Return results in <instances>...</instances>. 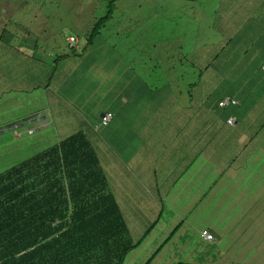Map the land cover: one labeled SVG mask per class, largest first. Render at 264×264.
Wrapping results in <instances>:
<instances>
[{"label":"crops","instance_id":"obj_1","mask_svg":"<svg viewBox=\"0 0 264 264\" xmlns=\"http://www.w3.org/2000/svg\"><path fill=\"white\" fill-rule=\"evenodd\" d=\"M0 1V10L3 4H8L11 5V9H14L13 11H18V5L21 3L19 0ZM6 19L9 20V18ZM3 29L4 27L1 26L0 35ZM20 35L25 36V34ZM22 42V45H25L24 38ZM12 44L16 45L17 41ZM12 44L10 43L11 46ZM3 50L5 51L4 45ZM91 50H94V47L90 48ZM118 52L125 60L117 61L113 65L114 69L118 66L117 79L111 77L102 82L103 89L100 84L101 91L98 98L102 96V92L112 93L117 89L118 84L126 83L122 79L125 69L128 66L135 68L133 62L124 57V49H121L119 44ZM170 55L171 52L165 56L163 50L161 58L157 59L159 61L154 63L158 66L153 70L163 69L159 75L155 73L150 75L152 85L157 90L149 92L141 89L147 97L140 99L134 93L135 100L130 96L129 91L124 90V95L122 91L120 106L115 108V113L112 109L108 111L113 114L108 126L103 127L100 124L101 115L106 110H100L97 122H82L83 126L79 129L74 127L76 122L70 124L68 121L66 124L67 127L75 129L72 130L74 133L85 131L92 134L91 140L97 156L94 161H88L81 168L89 177L92 176L93 169L95 170L93 180L97 187L94 189L95 191L102 189L104 193L105 205L95 211L109 212L113 221L119 218L125 222L134 242L139 240L135 233L140 232L141 243L146 238L143 246L147 249L145 256L147 260L158 259L161 255L166 262H159V264H176L182 261L192 264H246V253L242 252L238 244L244 241L250 248L256 246L259 241L257 237L259 231L254 228L262 227L261 222L254 218L256 215L252 210H248L246 216L249 217L247 220L250 225L254 224V226L243 227L247 220L241 223L238 227L247 230L237 231L232 248L229 243L222 245L223 240L229 239L227 234L221 235L217 241L218 244H216V237L212 242L203 239L201 231L214 229L209 223L210 220L201 224L203 220L199 218V215L204 207L212 211L224 210L227 207L229 194L236 193L240 197L241 190L243 193H253L258 185L254 175L246 171L250 168L248 163L254 166L257 162L253 154L254 149L264 151V94L255 91L247 94L239 91L237 98L234 97V99L241 102V105H239L240 102L237 104L241 108L236 109L237 112H233L232 115H227L225 110H221L219 104L213 108L219 97L226 98L224 95L213 92V87L211 89L206 87L203 92L197 91L199 82L189 67H195V62L186 64L179 59L175 61L173 70H168L174 64L169 62ZM36 59L42 62L38 56ZM36 59L26 61L25 66L22 67L20 60L10 57L6 60L0 52V83H4L8 78L21 77L20 71L25 68L27 70L26 86L21 89L27 93L30 92V84L35 87V83H38V71L37 74L31 72ZM262 62L261 67L264 64ZM242 63L244 65L245 61L242 60ZM208 64L205 63V66ZM259 65L260 63L257 64L258 67ZM103 70L107 71V69ZM208 70L212 71L211 68ZM262 70L264 71L263 68ZM49 72H52L51 69ZM206 75L202 76L201 81L204 79V82L200 81L201 84L217 83L215 76L209 73ZM51 76V74L44 76V80ZM56 77L53 86L45 90V95L55 96L52 88L58 87L62 83L61 80L68 78L67 69H61ZM79 80L81 83L91 85L89 77L85 75L79 77ZM181 81H185L189 91L180 86ZM262 83L259 77L257 84ZM161 87L164 88L161 89ZM159 93H161V99L157 96ZM23 94L22 99H25ZM56 98L53 102H56ZM139 100L142 103H139ZM25 106L26 104H23V108ZM231 106L236 105L231 104L223 108ZM43 112H47L48 115L45 117L48 116V123L51 122V124L35 132L43 133L54 126L55 113L52 106L50 105V110L46 109ZM32 113V111L26 112L19 117L37 114ZM161 114L162 117H168L170 120L166 119L160 128L155 130L157 127L153 128L150 122L155 115L161 117ZM10 117H4L5 122L18 119V117L9 119ZM231 117L236 119L235 126L228 122ZM225 126L226 134L221 136V132L225 129L220 130V128ZM121 128L130 129L131 133L116 135L115 132ZM9 133L10 131L2 139L4 143H7V147L0 144L1 155L6 153L7 148L18 146L7 139ZM17 134L13 136L15 140L18 138ZM26 136H34V133ZM20 139L16 142L21 141ZM119 145H123L125 150L118 149ZM235 152L243 154V157L240 159L233 157ZM227 155L228 158H224ZM223 162L238 168L243 164L240 168L241 175L234 174L233 167L224 165L225 169L220 168L219 163ZM218 181L222 182L217 185ZM214 187H216L214 193L209 195ZM208 195L209 200L206 201ZM241 203H244L242 199ZM173 239L174 243H171ZM179 245L183 249L181 257L176 251ZM174 247L176 249H173ZM131 252L132 249L127 256ZM186 252L191 255L190 259L184 258V254L187 255ZM249 256L253 257L254 264L255 261L261 260L260 255L256 253H250Z\"/></svg>","mask_w":264,"mask_h":264},{"label":"rangeland","instance_id":"obj_2","mask_svg":"<svg viewBox=\"0 0 264 264\" xmlns=\"http://www.w3.org/2000/svg\"><path fill=\"white\" fill-rule=\"evenodd\" d=\"M19 1L21 3L18 5V11H13L14 9H11V5L8 4H3L0 10V27H4L0 39L5 46L4 54L11 59L20 60L22 62V67L25 66L26 61L30 59V61H33V59H36V56H38V58H41L42 65L33 63L31 72L37 74L38 71L39 76L51 74L52 76L49 77V79L52 78L53 84L57 78L56 75H53L54 67L57 66V57L64 53H70L73 48L71 45L68 46L66 42L70 40V35H74L72 30H74V33L78 36L81 35V32L88 33L97 21L106 16H109L110 19L101 34L95 39V42L107 41L110 47H113L111 41L115 37L116 28H118L120 23H123L125 26H131L134 32L140 34L138 31L139 27H135L134 23L138 25L141 20V14L149 13V25L146 26L145 34H143L139 40L142 42L145 40L155 42L154 46H157V52L153 58L158 59L160 56L159 51L162 53L164 50V55L167 56L169 52L177 51L179 46L188 44L187 49L181 52L182 57L179 51L173 54V57L183 58V56H185L188 61L195 62V67L191 66L190 68L199 82L197 85L198 92L206 90V86L201 84L204 82V79L201 81V78L205 76L207 70L205 63H209L214 73L224 69L229 75L228 78L232 79V81L235 80L234 76L242 75L240 72H237L242 62L234 61L225 55V50L233 49L234 47L233 43H229L230 39H232V41L240 39L250 42L245 45L247 51L246 73H248L250 65L255 57V54L252 52L260 47L257 44V42H260V35L262 34L264 37V29H259V23L261 21L264 22L263 0H235L236 3L231 5V9H228V7L232 0H199L196 2L184 0ZM251 8L257 10L252 14V11L249 10ZM10 9L11 11L8 13ZM111 10L112 13L110 12ZM155 14L159 16L157 19L153 17ZM221 17L225 18L223 19ZM6 18H9V20ZM233 23L236 24L234 33H232L231 30ZM149 29L152 30L151 33H148ZM123 33L127 34V30L123 29ZM20 34H25V36ZM23 38L25 45H22ZM133 39V36H127L123 41L118 40L119 47L127 52L126 46H129V43H132ZM14 41H17V44L13 46L12 42ZM73 43L76 44V42ZM8 45L11 48H9ZM84 45L85 43L83 42L77 47L81 49ZM219 47H223L221 52L219 51ZM126 52L124 57H128ZM110 53L108 49L107 57H105L104 60L105 64L100 65L93 59L94 63L98 66V71L107 69V71L103 70L101 72L102 77L100 84L102 89V82L109 80L111 77L117 79L116 72L118 66L113 70L108 69L111 66L110 63H107ZM129 54L132 55L131 53ZM21 55L24 56V58H21ZM91 55H94V58L98 57L97 48L94 47ZM212 55L217 56L218 60L211 62ZM260 56L264 57L263 52L260 53ZM113 62L116 63L117 61ZM185 63L188 64V62ZM223 63H226L225 68H223ZM66 64L67 62L64 61L60 65L65 66ZM96 65H93L91 68L93 74L98 72L95 71ZM49 69H51L52 72H49ZM127 69V73H131L133 67L128 66ZM26 72L27 70L24 68L20 71L21 77L15 79L8 78L4 83H0V144H4L7 147V143H4L2 139L8 131H10V135L7 139L12 141L13 144H18L15 148H7L4 155L0 154V173L14 163L22 162L44 150L47 147L46 137L56 138L59 136L62 138V136L73 133L74 131L72 130L75 129L66 126L68 121L70 124L76 122L74 127L79 129L83 126L82 122L86 121V116H88L84 111L80 112L75 110L72 104L66 103L60 98H56L58 95L54 97L45 94L37 95L23 108L24 101L22 99L21 88L26 86ZM193 80L194 79H192V81ZM61 82L64 83L66 80H61ZM230 85H232V83L226 85L227 88L230 87ZM180 86L189 91V86L185 81H181ZM30 87L31 91H35L39 85L36 82L35 87L31 84ZM107 94L108 92L106 91L101 93L102 96ZM55 98L56 102H53ZM43 105L52 106L55 113L53 118L54 126L49 130L47 129L48 131L46 130L45 137L40 139L42 132L35 131L51 124V122L48 123V116L45 117V115H48V111L43 112V110L40 113L36 112L37 114L35 115L19 116L26 112H33ZM100 110H104V108L94 110L97 111L96 115L100 114ZM8 116H11L9 119L17 117L18 119L5 122L6 118L4 117ZM89 117L90 116H88V118ZM225 128L227 127L220 128V130ZM225 131L226 129L221 132V136L226 134ZM16 133H18V138L16 140H19V137L23 138L22 140L20 139L21 141L19 142H16L15 137H13ZM30 133H34V136L27 137L26 135ZM128 133H131V131L127 128H121L115 132L116 135ZM174 133L176 134L178 132ZM117 148L122 151L125 150L123 145H119ZM12 152H14L13 155ZM253 154H255L257 162L254 166L248 163L247 165L250 168L246 171V173L254 175V178L258 182L253 193H243V190H241V198L238 194L231 193L227 196V207L224 210L212 211L204 207L199 218L203 220L201 224L210 220V225L217 231L219 237H221L222 234H227L229 239L223 240L222 245L229 243L230 248H232L233 242L237 237V231L239 229L247 230L238 226L249 218L246 215L248 214V210L251 209L256 215L254 218L259 220L262 224V227L254 228L259 231L257 236L259 241L256 246H252L251 248L242 241L238 244V247L241 248L242 252L246 253V264H254L253 257L249 256L250 253L260 255L261 260L255 261V264H264V188H260V186H264V151L256 148ZM216 156L220 157L219 155ZM233 157L240 159L243 157V154L235 152ZM224 158H228V155ZM226 162L219 163V167L222 169H225L224 165L230 168L233 167L226 164ZM239 167H243V164ZM233 168L235 170L234 174L241 175L240 168L236 166ZM254 169L256 170L254 171ZM243 173L244 172H242V174ZM221 182L222 181H218L217 185ZM215 189L216 187L212 189L209 195L213 194ZM209 195L206 197V201L209 200ZM241 199L244 203H241ZM242 226L250 228V226H254V224L250 225V222L247 220ZM135 235L139 240L138 242H134L133 240L134 247L132 248V252L125 258L124 264H147L148 262H150V264H159V262H166L165 259L161 258V255H159L158 259L147 260L145 258L147 249L143 246L146 238L143 243H141V233H135ZM217 241L218 239H216V244H218ZM171 243H174V239ZM180 245L178 250L175 247L173 249H176L177 255L181 257L183 249ZM186 254L187 255L184 254V258L190 259L191 255L188 252H186Z\"/></svg>","mask_w":264,"mask_h":264},{"label":"trees","instance_id":"obj_3","mask_svg":"<svg viewBox=\"0 0 264 264\" xmlns=\"http://www.w3.org/2000/svg\"><path fill=\"white\" fill-rule=\"evenodd\" d=\"M184 1L196 2L199 0ZM234 3L236 1L232 0L228 9H231V5ZM249 10L253 14L257 9ZM110 12L112 13V10ZM153 17L157 19L159 16L155 14ZM109 19V16L101 18L92 26L90 32H81L80 36L72 30L74 35H70V40L67 36L68 41L66 42L73 48L70 53L59 55L56 59L57 66L54 67L53 75H57L61 69H67L68 77L66 82L52 88L55 95H58L57 97L64 102L72 104L75 110L84 111L86 115L90 116L89 118L86 116L88 123L98 121L100 114L96 115L95 109L104 108L106 112L112 109L115 113V108L120 106L119 100L123 97L122 91L124 93V90L129 91L134 100L136 99L134 93L138 98L145 99L147 94L141 89L149 92L157 90L152 85L150 75L154 73L159 75L160 72H163L162 68L153 70L158 66L154 64L155 61H159L153 58L157 52V46H154L155 42L139 40L145 34L146 26L149 25V13L141 14L138 25L134 23L135 27H139L138 31L141 35L134 32L131 26L120 23L116 28L115 37L111 41L113 47H110L107 41L95 42ZM263 24V21L259 23V29H264ZM123 29L127 30V34L123 33ZM231 30L232 33L236 30L235 23L232 24ZM151 31L149 29L148 33ZM127 36H133L134 39L132 43H129V46H126L127 52L125 50L124 52L128 56L126 58L133 62L135 68L131 73H127L128 69H125L122 79L126 83L118 84L115 91L98 98L101 91L99 85L102 71H98V66L94 61L100 65L105 64L104 60L109 49L111 53L107 63H110L111 66L108 69H114L113 61L125 60L118 52V40L123 41ZM83 42L85 45L78 49ZM229 43H233L234 47L225 50V55L234 61H245L244 65L242 63L241 67L237 69V72L242 75L234 76L235 80L232 81L224 69L212 73L208 70L210 68L208 64L205 66L207 69L205 76L207 73L215 76L217 83L205 85L207 89L213 87V92L232 98L238 96L239 91L247 94L252 91L264 94V71L261 67L264 57L260 56L261 52L264 56L262 34L260 42H257L260 47L252 52L255 57L248 73H246L247 51L245 45L250 42L230 39ZM0 46V52L7 60L9 56L4 54L2 41H0ZM8 47L11 48L9 45ZM92 47L98 50L97 58L91 55L93 50L90 51V48ZM187 47L188 44H183L178 47L177 51L171 52L169 62L174 64L168 70H173L176 60L190 62L185 56L183 58L173 57V54L179 50L182 57L181 52ZM219 49L221 52L223 47H219ZM161 54L159 51V58H161ZM20 57L24 58L22 55ZM214 60H218V57L212 55L211 62ZM64 61L67 64L61 66L60 64ZM34 62L37 65L42 63L40 61L37 63V60ZM93 65H96L95 71H98L96 74L92 73ZM225 67L226 63L223 64V68ZM82 75L89 77L91 85L81 83L79 77ZM259 77L263 81L260 85L257 84ZM44 79V76L38 75L39 87L28 93L22 91L26 97L23 99L24 104L27 105L35 96L44 94L46 89L53 86L52 78ZM230 83L232 85L227 88L226 85ZM156 87L158 88V86ZM163 88L161 87V89ZM157 96L161 99V93ZM139 103L142 102L139 100ZM239 105L222 107L221 110H225L227 115H232L233 112H237L236 109L241 108ZM47 108L50 110V106H40L33 113L41 112ZM166 119L170 120L168 117H162V114L161 117L155 115L150 124L153 128L157 127L155 130H158ZM46 132L42 133L40 139L45 137ZM91 139L92 134L85 131L73 132L62 136V138L59 136L56 138L46 137L47 147L44 150L22 162L14 163L0 173V264H124L128 252L134 247L133 239L128 233V226L119 218H115L113 221L109 212L95 211L105 205L104 193L102 189L95 191L97 187L93 180L95 170L93 169L92 176L89 177L81 168L88 161H94L97 156ZM176 264L192 263L179 262Z\"/></svg>","mask_w":264,"mask_h":264},{"label":"built area","instance_id":"obj_4","mask_svg":"<svg viewBox=\"0 0 264 264\" xmlns=\"http://www.w3.org/2000/svg\"><path fill=\"white\" fill-rule=\"evenodd\" d=\"M71 40H73L74 42V39L71 38ZM237 105L239 104V101H237L236 99L232 98V97H226V98H223L220 103H219V107H225V106H228V105ZM113 118V114L111 112H106L103 116V118L101 119V125L102 126H108V124L110 123L111 119ZM229 124H231L232 126H235L236 125V119L234 117H231L229 119ZM201 237L203 239H205L206 241H209V242H212L215 240V237L213 235V233L210 231V230H203L201 231Z\"/></svg>","mask_w":264,"mask_h":264},{"label":"water","instance_id":"obj_5","mask_svg":"<svg viewBox=\"0 0 264 264\" xmlns=\"http://www.w3.org/2000/svg\"><path fill=\"white\" fill-rule=\"evenodd\" d=\"M221 100H222V97H219V98L217 99V101L214 103L213 108H216ZM103 116H104V113H102L101 118H102ZM211 232L213 233L214 237H216V239H220V238H221V237H219V235H218L214 230H212Z\"/></svg>","mask_w":264,"mask_h":264},{"label":"clouds","instance_id":"obj_6","mask_svg":"<svg viewBox=\"0 0 264 264\" xmlns=\"http://www.w3.org/2000/svg\"><path fill=\"white\" fill-rule=\"evenodd\" d=\"M262 68L264 69V65H263V67H262ZM105 113H106V112H104V114H105ZM102 118H103V117H102ZM102 118H101V119H102ZM100 124H101V120H100ZM101 126H102V125H101ZM103 127H104V126H103Z\"/></svg>","mask_w":264,"mask_h":264}]
</instances>
